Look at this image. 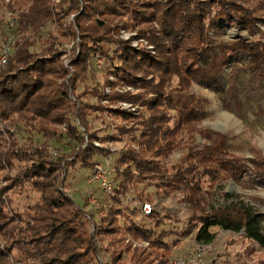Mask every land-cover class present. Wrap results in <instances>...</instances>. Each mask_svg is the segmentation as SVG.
I'll list each match as a JSON object with an SVG mask.
<instances>
[{"label":"trees","instance_id":"16d2710c","mask_svg":"<svg viewBox=\"0 0 264 264\" xmlns=\"http://www.w3.org/2000/svg\"><path fill=\"white\" fill-rule=\"evenodd\" d=\"M261 5L248 7L238 0H0V47L9 11L19 14L11 34L20 35L0 68V264L21 259L22 264H169L171 251L163 240L169 232L158 231L164 222L159 213L130 211L132 217L141 213L153 221L152 227L127 217L121 222L128 210L121 202L128 193H134L140 207L155 203L143 191L147 186L157 197L183 189L193 210L184 233L195 230V243H212L210 229L219 227L240 232L241 240L264 250L262 214L244 204L206 208L225 173L237 177L248 170L228 157L224 136L210 134L211 143L202 150H189L177 164L165 165L181 137H192L205 116L199 99L189 93L194 83L218 95L228 112L241 116L246 108L264 116V31L257 25L264 22ZM46 19L53 20L56 34H49L34 53L30 49ZM220 20L249 33L256 30L258 37L242 38L240 50L232 43L216 46L210 32ZM121 30L132 36L123 40ZM65 40L74 44L69 56L60 48ZM94 57L106 65L102 82L78 92ZM89 95L96 103L88 101ZM92 113L106 119L105 127L116 135L100 137L103 130L89 123ZM21 126L45 142L35 145L29 138L18 145L10 128ZM63 138L73 148L52 155L48 141ZM105 139L127 140L115 156L110 183L117 189L107 194L120 208L99 207L95 218L64 185L69 164L93 169L101 163L97 157L115 153L99 144ZM15 160L22 165L11 174ZM26 185L38 200L23 213L13 211L9 193ZM99 246L109 253L105 262Z\"/></svg>","mask_w":264,"mask_h":264},{"label":"rangeland","instance_id":"374dc122","mask_svg":"<svg viewBox=\"0 0 264 264\" xmlns=\"http://www.w3.org/2000/svg\"><path fill=\"white\" fill-rule=\"evenodd\" d=\"M57 1L55 0V2ZM238 1L248 7L262 4L261 6L264 9V0ZM6 18L7 14L4 16V22H6ZM257 25L260 30L264 31V22H258ZM39 27V34L35 36L36 44L30 49L34 53L39 52L44 47L43 41L49 34H56V25L52 19L44 20L40 23ZM119 36L123 40H127L132 34L121 30ZM210 36L216 46H219L221 43H232L234 48L240 50L242 48V38L254 39L258 37V32L253 30L252 33H249L246 30L229 25L226 21L220 20L217 21L216 27L210 32ZM19 38L20 35L15 34V39L17 40ZM133 42L136 45V41L134 40ZM72 46L74 44L70 40H65L60 48L69 56ZM235 56L238 58L242 57L239 53ZM67 58L66 56V65L69 63ZM91 66L93 68L92 72L88 74L83 83L78 85V92H81L85 86L93 87L97 83L102 82V78L106 72V65H103V62L99 58L94 57L91 60ZM228 70L229 68H226L225 74ZM172 85L177 87L176 79L172 80ZM189 93L199 99L205 116L196 122V132L192 137L187 135L181 137L179 146L172 151L165 165L172 167L177 164L189 150H202L204 146L211 143L206 136H210V134H221L225 137L228 157L235 158V161L239 159L248 170L241 172L237 177L225 173L223 181L215 188L206 208L211 210L219 207L244 204L251 207L258 214H262L264 217V176L262 175L264 173V116L255 115L246 108H244L241 116L228 112L223 108L218 95L212 90L195 83L192 84ZM88 101L93 104L96 103V100L91 95L88 96ZM88 120L94 130H103L100 133V137L105 138L108 134L112 136L116 135L112 131V128L108 129L105 127L108 121L98 114L92 113ZM173 124L174 121L171 122V125ZM10 131L16 134L18 145H25L29 138H32L35 145H41L45 142L44 138L34 130L23 126L16 129L12 127ZM126 142V139L121 142H109L105 139L99 143L104 146H109L115 152L107 157H97V159L101 160L102 164H105L106 179L111 183L112 177L114 176L116 153L124 147ZM48 144L52 155H56L57 152L67 153L74 146V143L66 138L48 141ZM21 165L22 162L20 160H15L10 173L15 174ZM68 168L64 185L67 193L81 206L86 202L88 204L85 207L87 212L94 214L95 218H98L99 207L105 208L112 206L120 208V205L114 202L102 190L99 183H90L89 180L93 169L81 168L77 163L69 164ZM1 176L2 173L0 175V186L4 184L1 181ZM89 189L93 192L95 203H90L89 201ZM143 191L153 197L155 203L151 205L152 210L159 213L160 217L163 218L164 222L160 225L158 231L163 230L169 232L163 240L169 245L171 251L170 261L192 252L197 247H202L204 249L205 259L209 264H260L264 262V250L249 240H241L240 232L213 227L210 230L215 234V239L212 243L205 245L194 242L193 235L195 230L190 235H186L184 232L187 228L188 219L193 214V210L185 200L183 189L172 191L169 195L162 197L155 196L152 186H147ZM9 194L12 201V210L19 213L27 211L38 200V194L32 192L27 185ZM121 203L123 208H128V210H124V217L121 219V222L127 217L133 218L132 220L137 224H144L148 227L153 226V221L147 219L141 213L136 217L131 216L130 211L132 209L139 210L141 204L140 201L135 200L134 193H128L126 198H122ZM88 228L92 230L90 223H88ZM260 228L264 234V218L260 221ZM99 255L104 262L109 259V253L105 251L103 246H99ZM22 263L23 260L21 259L20 263L16 264Z\"/></svg>","mask_w":264,"mask_h":264},{"label":"built area","instance_id":"2783aa9c","mask_svg":"<svg viewBox=\"0 0 264 264\" xmlns=\"http://www.w3.org/2000/svg\"><path fill=\"white\" fill-rule=\"evenodd\" d=\"M18 19H19V14L17 11H9L7 13V18H6L7 36L5 38L4 43L0 47V68L7 63L9 57L14 52L15 38L12 36L11 32L14 26L16 25ZM89 181L90 183H99L102 190L108 195H112L114 191L117 189V187L113 186L109 181H107L106 166L105 164L102 163L95 165ZM88 195H89L90 203H95L92 190L90 189L88 190ZM140 208H141V212L144 215H149L152 211V206L149 203H143ZM169 264H209V263L205 259L204 249L202 247H197L192 252H189L184 256L177 257L171 260Z\"/></svg>","mask_w":264,"mask_h":264}]
</instances>
